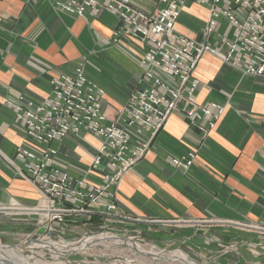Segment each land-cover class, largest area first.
<instances>
[{
	"label": "crops",
	"instance_id": "1",
	"mask_svg": "<svg viewBox=\"0 0 264 264\" xmlns=\"http://www.w3.org/2000/svg\"><path fill=\"white\" fill-rule=\"evenodd\" d=\"M131 1L146 11L156 4ZM207 18L206 5L184 0L176 30L205 41ZM117 26L110 12L80 17L49 0H0V204L11 197L28 205L40 202L37 188L21 179L8 160L16 145L31 144L6 99L22 95L42 101L51 77L72 74L82 59L85 75L105 91L101 103L109 119L140 87L138 58L147 46L123 33L114 40ZM227 27L222 18L216 29ZM208 42L219 47L216 35ZM194 76L198 103L224 105L216 127L203 138L197 125H206L208 117L193 123L182 112H172L144 157L117 184L116 203L129 218L100 221L114 222L123 231L140 227L151 238L162 230L163 239L202 253L216 242L243 246L258 235L264 238L258 227L264 226V77L244 75L211 53L202 55ZM97 144L90 133L69 134L53 144L58 150L54 164L70 175H85ZM190 151L195 152L191 166L172 165L171 157ZM87 175L99 179L96 173Z\"/></svg>",
	"mask_w": 264,
	"mask_h": 264
},
{
	"label": "built area",
	"instance_id": "2",
	"mask_svg": "<svg viewBox=\"0 0 264 264\" xmlns=\"http://www.w3.org/2000/svg\"><path fill=\"white\" fill-rule=\"evenodd\" d=\"M49 1L80 17L113 13L118 19L114 40L123 33L147 47L138 58L140 87L130 93L113 119L102 107L104 89L85 75V59L78 62L72 74L51 77L49 94L42 101L22 95L16 101L6 99L31 144L16 145L8 160L19 177L40 194L38 204L17 209L38 216V222L45 223L49 230L79 221L84 225L94 220L102 224L104 217L127 219L116 203L117 184L144 157L169 115L179 111L193 123L208 117L206 125H197L206 138L224 112V105L196 100L199 79L194 72L202 55L211 53L244 75L264 77V0H199L208 8L205 41L176 30L184 0H156L148 11L131 0ZM233 9L241 10L240 14H234ZM222 18L229 28L220 31L216 27ZM212 35H216L219 47L208 42ZM81 132L95 136L98 144L86 174L73 176L54 164L58 150L53 144ZM141 137L145 139L138 140ZM194 158L195 152L190 151L170 160L173 166L185 169ZM90 172L99 179H90ZM258 227L264 231V226Z\"/></svg>",
	"mask_w": 264,
	"mask_h": 264
},
{
	"label": "rangeland",
	"instance_id": "3",
	"mask_svg": "<svg viewBox=\"0 0 264 264\" xmlns=\"http://www.w3.org/2000/svg\"><path fill=\"white\" fill-rule=\"evenodd\" d=\"M232 12L238 15L241 10ZM30 206L34 205L24 204L14 197L0 204V246L17 247L35 264H185L176 258L177 253L186 255L194 264H264L261 235L243 246L241 242H216L201 253L173 238L163 239L162 230L151 238L143 228L126 229V226L123 231L114 222L105 220L102 224L91 221L86 225L79 221L72 226L63 224L61 229L49 230L45 223L38 222V216L17 209ZM99 235L111 237L98 241ZM87 237L92 238L91 243L82 247ZM0 264L7 261L0 259Z\"/></svg>",
	"mask_w": 264,
	"mask_h": 264
},
{
	"label": "bare ground",
	"instance_id": "4",
	"mask_svg": "<svg viewBox=\"0 0 264 264\" xmlns=\"http://www.w3.org/2000/svg\"><path fill=\"white\" fill-rule=\"evenodd\" d=\"M109 237L111 236L99 235L96 238H98V241H102V240L110 239ZM91 239H92L91 237H87L83 241L85 244H83L82 247L89 242L91 243ZM115 239H117V242L120 241V239L118 238H115ZM128 242L131 244L130 241ZM43 245H46V244H43ZM174 255L176 256L178 260H180L181 263L194 264L187 258L186 255H183L180 253H177ZM0 259L6 260L7 264H35L32 260H30L29 257L24 256L17 247L0 246Z\"/></svg>",
	"mask_w": 264,
	"mask_h": 264
}]
</instances>
